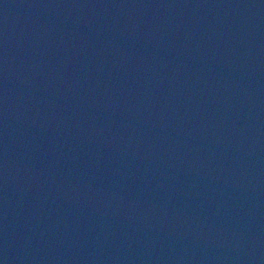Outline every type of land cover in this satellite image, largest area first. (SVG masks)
<instances>
[{
    "label": "water",
    "instance_id": "water-1",
    "mask_svg": "<svg viewBox=\"0 0 264 264\" xmlns=\"http://www.w3.org/2000/svg\"><path fill=\"white\" fill-rule=\"evenodd\" d=\"M0 264H264V0H0Z\"/></svg>",
    "mask_w": 264,
    "mask_h": 264
}]
</instances>
